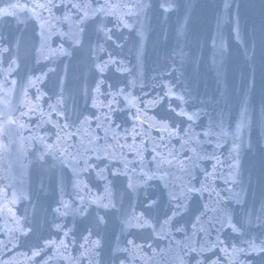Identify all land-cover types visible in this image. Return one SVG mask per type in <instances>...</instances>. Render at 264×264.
<instances>
[{
  "label": "water",
  "instance_id": "95a60500",
  "mask_svg": "<svg viewBox=\"0 0 264 264\" xmlns=\"http://www.w3.org/2000/svg\"><path fill=\"white\" fill-rule=\"evenodd\" d=\"M0 264H264V0H0Z\"/></svg>",
  "mask_w": 264,
  "mask_h": 264
}]
</instances>
